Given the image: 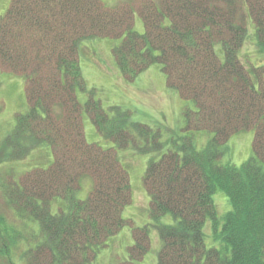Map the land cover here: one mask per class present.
I'll list each match as a JSON object with an SVG mask.
<instances>
[{"label":"trees","instance_id":"obj_1","mask_svg":"<svg viewBox=\"0 0 264 264\" xmlns=\"http://www.w3.org/2000/svg\"><path fill=\"white\" fill-rule=\"evenodd\" d=\"M135 1L110 7L101 0H11L0 14V69L23 77L27 102L3 143L4 161L22 160L45 145L52 155L46 167L0 183L5 205L25 232L2 229L0 215V256L9 261L18 248L12 264L93 263L130 224L122 216L131 201L130 180L116 151L129 147L160 152L147 161L142 178L150 222L130 224L127 257L109 264L141 259L152 229L161 243L157 264H264V90L258 73L264 65L247 68L239 55L250 19L264 60V0ZM135 14L142 33L134 30ZM102 36L121 37L112 55L125 79L159 64L168 88L194 105L182 109V134L170 138L168 148L160 151L159 128L131 121V112L116 106L109 115L93 90L84 103L77 99L78 89L86 91L79 45ZM83 111L113 146L86 140ZM250 128L252 154L240 165L223 163L229 137ZM200 131L212 137L197 149L194 134ZM86 178L91 183L81 199L76 192ZM217 192L230 206L222 215ZM55 199L62 205L52 212ZM168 215L170 223L164 222Z\"/></svg>","mask_w":264,"mask_h":264},{"label":"rangeland","instance_id":"obj_2","mask_svg":"<svg viewBox=\"0 0 264 264\" xmlns=\"http://www.w3.org/2000/svg\"><path fill=\"white\" fill-rule=\"evenodd\" d=\"M11 0H0V14L4 13ZM107 6H117L123 3L134 4L135 0H101ZM134 30L142 33L144 25L138 14L134 15ZM248 37L243 43L239 55L245 67L264 65L262 54L256 45L253 32L254 27L250 19L247 21ZM121 40L120 38H110L106 36L94 37L83 41L79 45V64L86 83V91L77 90V99L84 103L88 98L87 91H94L93 97L100 101L109 115H114L112 106L122 110H129L130 120L145 122L157 127L162 133V147L164 150L171 146L170 138H178L182 134L185 122L183 120L182 109L185 106L193 107L191 102L183 100L178 92L167 86L166 77L159 64H153L145 71L138 74L133 80H127L118 69L113 55L112 47ZM218 51V46L215 47ZM220 55V54H218ZM264 68L258 70L261 85L264 90ZM27 102L22 76L0 69V183L18 178L20 172L33 167H46L52 161L49 148L35 147L28 156L19 161L6 160L4 156L3 143L8 133L15 124L17 113L25 111ZM82 123L85 138L89 142L100 143L103 147H110L114 144L101 136L94 128L86 112L82 113ZM212 137L209 132H197L194 134L195 146L201 149ZM254 130L252 128L233 133L227 143L226 150L221 159L230 161L235 165H240L252 154V142ZM168 141V142H167ZM169 143V144H167ZM168 146V147H167ZM4 150V151H3ZM119 159L125 166L131 186V201L122 212V216L130 221L131 225L142 226L149 223L148 214L149 195L145 189L142 178L147 166V161L151 157L159 158L160 152L140 153L133 148H116ZM90 179L83 180L81 188L76 192L78 198H85L90 186ZM218 212H226L229 209L227 197L222 192H217L213 197ZM59 205L57 199L51 204V211L55 212ZM0 215L4 220L1 224L8 232L23 235L20 219L14 215V210H9L0 194ZM171 216H166L164 222L170 223ZM125 225L116 235L109 239L107 248L100 251L96 260L91 264H109L120 258L127 257L128 247L133 244L131 225ZM208 229V225H207ZM206 229V230H207ZM17 231V232H15ZM19 231V232H18ZM5 231H3L4 233ZM7 234V233H6ZM8 235V234H7ZM19 236V237H20ZM151 245L145 255L134 262V264H157V254L161 243L155 230L150 233ZM210 241V240H209ZM208 243L210 244V242ZM1 246V244H0ZM20 250H13L11 260L0 256V264H12L13 260L18 261ZM9 257V256H8Z\"/></svg>","mask_w":264,"mask_h":264}]
</instances>
